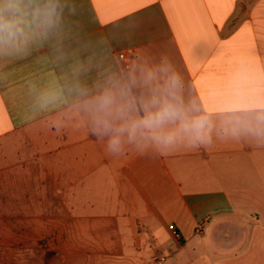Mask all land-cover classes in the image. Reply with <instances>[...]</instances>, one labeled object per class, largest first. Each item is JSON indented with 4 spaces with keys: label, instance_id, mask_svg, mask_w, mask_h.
Returning <instances> with one entry per match:
<instances>
[{
    "label": "crops",
    "instance_id": "0c3cea01",
    "mask_svg": "<svg viewBox=\"0 0 264 264\" xmlns=\"http://www.w3.org/2000/svg\"><path fill=\"white\" fill-rule=\"evenodd\" d=\"M9 6L24 37L0 45V212L64 221L89 249L72 264H264V0H0L5 19ZM172 96L206 121L204 142L177 120L157 132L170 145L108 150L98 119L119 127Z\"/></svg>",
    "mask_w": 264,
    "mask_h": 264
},
{
    "label": "clouds",
    "instance_id": "9594fccd",
    "mask_svg": "<svg viewBox=\"0 0 264 264\" xmlns=\"http://www.w3.org/2000/svg\"><path fill=\"white\" fill-rule=\"evenodd\" d=\"M13 13L12 19H5L0 14V45L12 44L24 37L21 22L15 19V13L19 11L15 6H9ZM52 12L41 13L39 10L34 13V20L38 24H50ZM100 105L103 110L111 115V109L115 106V100L112 94L106 93L100 99ZM131 110V105L117 108V114L125 116ZM144 115L139 118H132L122 126L115 127L108 119L97 120V130L102 134L111 133L108 141V150L110 152H119L122 146V137L125 135L129 142L136 141L138 137L144 140H151L158 145H170L175 142V135H159L158 130L169 122L181 121L180 131L188 134L193 142H204L206 139L205 128L206 121L203 118L186 121L184 112L180 106L177 97L170 99H159L153 97L143 102Z\"/></svg>",
    "mask_w": 264,
    "mask_h": 264
},
{
    "label": "rangeland",
    "instance_id": "374dc122",
    "mask_svg": "<svg viewBox=\"0 0 264 264\" xmlns=\"http://www.w3.org/2000/svg\"><path fill=\"white\" fill-rule=\"evenodd\" d=\"M47 213L40 215L47 218ZM28 215L31 220L22 226L15 220V210L0 212V264H72L82 251H89L87 244L66 241L64 221L53 227L37 226L34 212Z\"/></svg>",
    "mask_w": 264,
    "mask_h": 264
},
{
    "label": "built area",
    "instance_id": "2783aa9c",
    "mask_svg": "<svg viewBox=\"0 0 264 264\" xmlns=\"http://www.w3.org/2000/svg\"><path fill=\"white\" fill-rule=\"evenodd\" d=\"M169 229H170V230H174V234L177 235V233H176V231H175V229H174V226H169Z\"/></svg>",
    "mask_w": 264,
    "mask_h": 264
}]
</instances>
